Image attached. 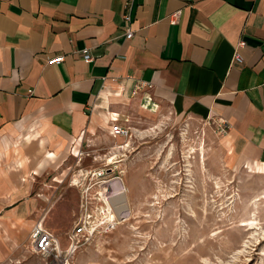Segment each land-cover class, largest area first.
I'll return each mask as SVG.
<instances>
[{
	"label": "crops",
	"instance_id": "0c3cea01",
	"mask_svg": "<svg viewBox=\"0 0 264 264\" xmlns=\"http://www.w3.org/2000/svg\"><path fill=\"white\" fill-rule=\"evenodd\" d=\"M125 1L0 0V244L18 243L41 221L66 248L64 234L44 225L66 207L37 220L43 199L70 176L69 164L97 162V150L128 138L114 129L130 134L123 120L134 106L224 121L242 160L264 171V0H134L131 24ZM57 56L64 61L48 65ZM108 158L107 167L120 163ZM79 172L74 187L83 174L105 176Z\"/></svg>",
	"mask_w": 264,
	"mask_h": 264
},
{
	"label": "rangeland",
	"instance_id": "374dc122",
	"mask_svg": "<svg viewBox=\"0 0 264 264\" xmlns=\"http://www.w3.org/2000/svg\"><path fill=\"white\" fill-rule=\"evenodd\" d=\"M134 108L123 120L128 138L97 150V162H71L70 176L42 198L48 206L37 220L55 205L66 207L44 225L64 234L68 264H264V171L242 160L224 121ZM107 158L120 163L107 167ZM96 168L104 178L92 182L86 173L73 186L79 170ZM50 178L41 183L52 184ZM122 195L128 208L119 216ZM83 218L95 233L72 245L68 234ZM30 234L0 244V264H55L33 252Z\"/></svg>",
	"mask_w": 264,
	"mask_h": 264
},
{
	"label": "built area",
	"instance_id": "2783aa9c",
	"mask_svg": "<svg viewBox=\"0 0 264 264\" xmlns=\"http://www.w3.org/2000/svg\"><path fill=\"white\" fill-rule=\"evenodd\" d=\"M134 0H126L125 1V12L123 15V20L126 21L127 23L131 24L132 18H131V8ZM179 19V13L176 12L171 16V22L172 24H177ZM134 35V32L132 29L129 27L127 32H126V39L130 40L132 39ZM240 45L244 46V43H241ZM84 60L86 62H92L93 57L89 54L88 50L81 51ZM65 57L64 56H57L54 58H51L48 60V65L53 66V65H60L64 61ZM235 61L238 63H242L243 59L240 56V54L235 55ZM32 92H30L31 94ZM228 129L229 125L224 122L223 123ZM114 134L115 135H122V136H129L128 130H126L123 127H116L114 129ZM105 175L104 173H98L99 177H102ZM91 186V185H90ZM90 186L87 188V191H89ZM85 212L87 210L85 209ZM88 213V212H87ZM89 225L87 223L86 219H82L79 224L74 229V236L69 237L71 244L74 245V242L77 240V238L81 237H87L88 235L92 236L95 233V230L90 231ZM31 242H32V250L35 254L40 255L46 259H52L55 264H68V258L67 255L64 254V252L61 250L60 245H59V240L57 236L51 234L48 232L42 225L41 221H38L32 228L31 230ZM78 242L81 243V241L78 239ZM76 249L78 246L75 247Z\"/></svg>",
	"mask_w": 264,
	"mask_h": 264
},
{
	"label": "bare ground",
	"instance_id": "6f19581e",
	"mask_svg": "<svg viewBox=\"0 0 264 264\" xmlns=\"http://www.w3.org/2000/svg\"><path fill=\"white\" fill-rule=\"evenodd\" d=\"M74 182H76V184H78L77 180H75ZM75 184V183H74ZM125 195V194H124ZM122 197L123 199L116 205L115 204V209L116 211L119 213V216L123 215L124 212H126V207H127V204H126V200L124 199L123 195L120 196ZM128 208V207H127ZM128 211V210H127ZM127 213V212H126ZM105 214H106V217L110 214V211H105ZM104 217V216H103ZM119 218V217H118Z\"/></svg>",
	"mask_w": 264,
	"mask_h": 264
}]
</instances>
